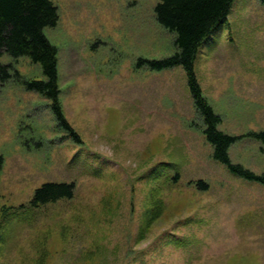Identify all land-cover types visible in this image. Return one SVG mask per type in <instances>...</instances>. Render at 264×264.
Returning a JSON list of instances; mask_svg holds the SVG:
<instances>
[{"label":"rangeland","instance_id":"1","mask_svg":"<svg viewBox=\"0 0 264 264\" xmlns=\"http://www.w3.org/2000/svg\"><path fill=\"white\" fill-rule=\"evenodd\" d=\"M157 1L52 0L59 18L44 33L80 143L57 127L47 99L0 83V264H264V185L212 158L180 66L136 65L175 50ZM0 61L42 78L25 56ZM194 68L219 129H263L264 4L234 0ZM229 155L264 172L253 138ZM46 181L74 182L73 197L29 206Z\"/></svg>","mask_w":264,"mask_h":264},{"label":"trees","instance_id":"2","mask_svg":"<svg viewBox=\"0 0 264 264\" xmlns=\"http://www.w3.org/2000/svg\"><path fill=\"white\" fill-rule=\"evenodd\" d=\"M264 4V0H260ZM234 0H158L153 11L159 25L174 34L175 50L158 59L138 58L136 65L150 70L180 66L194 109L202 121L201 132L210 144L212 158L231 173L264 185V172L256 173L240 163L233 162L230 147L244 137L264 144V128L241 134H230L219 129L222 119L202 92L195 73V60L200 46L216 28L227 19ZM57 6L52 0H0V57L12 59L25 56L38 64L42 78H27L11 63L0 61V83L12 80L26 90L34 91L48 100L57 127L76 143L81 139L64 116L59 99L57 48L44 33L58 21ZM1 158V157H0ZM1 160V159H0ZM198 188L207 189V183L197 180ZM74 182L46 181L36 187L28 202L38 207L73 197Z\"/></svg>","mask_w":264,"mask_h":264}]
</instances>
